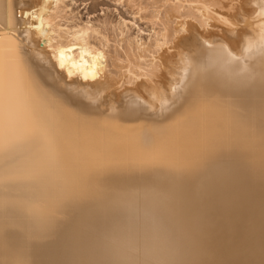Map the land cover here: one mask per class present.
Here are the masks:
<instances>
[{
	"label": "bare ground",
	"instance_id": "6f19581e",
	"mask_svg": "<svg viewBox=\"0 0 264 264\" xmlns=\"http://www.w3.org/2000/svg\"><path fill=\"white\" fill-rule=\"evenodd\" d=\"M0 37V264H264V0H0Z\"/></svg>",
	"mask_w": 264,
	"mask_h": 264
},
{
	"label": "snow or ice",
	"instance_id": "6c2138e0",
	"mask_svg": "<svg viewBox=\"0 0 264 264\" xmlns=\"http://www.w3.org/2000/svg\"><path fill=\"white\" fill-rule=\"evenodd\" d=\"M2 39L3 37H0V40ZM11 111V98L6 90L4 49L0 46V185H3L6 179L11 181L20 178L11 174L5 177V167L10 166V162L5 160L3 152L10 144L12 137ZM82 187L83 176L75 169L70 171L64 183L47 187L43 193L44 199L48 202L44 215L51 213L57 206L72 201L80 194ZM2 207H5V204L0 200V208ZM33 238L40 239L41 237L37 233Z\"/></svg>",
	"mask_w": 264,
	"mask_h": 264
},
{
	"label": "rangeland",
	"instance_id": "374dc122",
	"mask_svg": "<svg viewBox=\"0 0 264 264\" xmlns=\"http://www.w3.org/2000/svg\"><path fill=\"white\" fill-rule=\"evenodd\" d=\"M108 3V6H109V9H108V13L107 12H105L107 15H109V18H110V20H112V21H117V19H118V21H119V14L121 15L122 13V16H124L126 19H129V14L127 13V11L121 6V5H119V6H115V5H113V3L112 2H107ZM72 7H73V9H75L74 10V12L75 13H77L78 14V16H79V18H80V20L82 21V20H87V18H88V20H94V18H95V16L98 14V16L99 15H101L102 17H107V15L105 14H103V12L104 11H99L98 10V12H96L95 14H92V15H94V16H92V15H90V16H88L87 18H86V16H87V14L85 13V10L86 9H83V7H84V5H83V1L81 2V1H77L76 3H75V5L74 4H72ZM116 9V10H115ZM119 9V10H118ZM77 10V11H76ZM114 10V11H113ZM118 13V14H117ZM128 16H127V15ZM93 17V18H92ZM253 22V21H252ZM250 23H251V21H250ZM252 24L254 25V23H251V26H252ZM247 26H248V28H250V26H249V24L248 25H246V27L244 28V29H246L247 28ZM237 27H239V26H237ZM247 28V29H248ZM238 30H241V27L240 28H238ZM132 31L133 32H135L136 30H134V29H132ZM220 52V51H219ZM215 53V52H214ZM218 55V54H217ZM215 59H219V56H218V58L217 57H215ZM55 69V68H54ZM58 72V74L59 75H57V76H59L60 77V79H65L66 77L64 76V75H62V73H60L59 71H57ZM62 75V76H61ZM66 82L67 83H71V81H68L67 80V78H66ZM102 82V81H101ZM87 84H90V83H87ZM124 87H121L120 88V90L121 89H123ZM120 90H116L115 91V93H117V91H118V93H119V91ZM124 90V89H123ZM121 92V91H120ZM107 107H109V106H107Z\"/></svg>",
	"mask_w": 264,
	"mask_h": 264
}]
</instances>
